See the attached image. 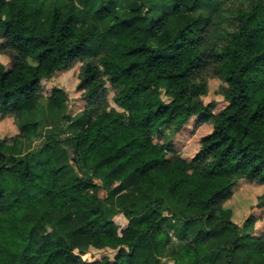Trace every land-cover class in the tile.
<instances>
[{
    "label": "trees",
    "instance_id": "trees-1",
    "mask_svg": "<svg viewBox=\"0 0 264 264\" xmlns=\"http://www.w3.org/2000/svg\"><path fill=\"white\" fill-rule=\"evenodd\" d=\"M125 1L0 0V123L18 130L0 138V264H164L168 229L171 264H264L258 219L225 206L241 180L264 186V0ZM77 63L84 109L51 88L65 126L19 158L42 83ZM190 121L210 130L185 157ZM90 248L115 254L86 262Z\"/></svg>",
    "mask_w": 264,
    "mask_h": 264
},
{
    "label": "rangeland",
    "instance_id": "rangeland-1",
    "mask_svg": "<svg viewBox=\"0 0 264 264\" xmlns=\"http://www.w3.org/2000/svg\"><path fill=\"white\" fill-rule=\"evenodd\" d=\"M146 1V0H145ZM162 0H148L146 1V8H157ZM143 2L141 1H125L120 3L117 8L119 11L130 10L133 8L141 7ZM146 10V9H145ZM148 10V9H147ZM150 15H155L150 13ZM1 43V39H0ZM2 61H4L2 59ZM80 64L77 63L69 72L56 74L52 80L43 82L41 85V92L44 94L37 103L35 110L27 118L28 121L37 122L39 124V131L37 137L30 141H21L19 144L18 157H23L28 152H33L39 149L41 143L48 137L58 136V128L64 127V124L60 122L61 111L51 109L50 102L45 98V94L49 93L53 87L63 89L66 91L67 97V110L70 115H74L82 111L86 105L83 101L81 94L77 92L76 77L79 71ZM219 86V85H218ZM218 86L212 82L210 85V95L206 103L210 101L217 102V106L214 112H217L222 107V97L217 94ZM161 98L163 101L168 100V96L165 95L164 87H160ZM112 93H108L107 101L110 106L117 108L112 100ZM194 122L190 121L189 129L186 132V136L181 138L176 144V148L183 151L185 157H191L197 149L196 137L206 133L210 130L209 125H202L194 131ZM82 123V120L78 121ZM66 124V123H65ZM18 130L11 117H6L0 123V138H9L17 134ZM68 153L71 150L66 149ZM97 195L100 198L105 197L102 190H98ZM232 211V220L238 225H241L244 220L249 216L253 215L258 219L255 225V234H264V186L254 185L245 180H241L233 189V195L231 199L225 205ZM128 220L122 215H117L113 218L111 228L114 233L120 234V232L126 227ZM171 241L167 248L166 253L160 255L161 262L164 264H171L169 260L168 252L172 249L179 248L183 241L178 239L174 234L173 230L168 229ZM115 252L110 250H95L90 248L87 252L81 255L82 260L86 262L99 261L103 258L113 259Z\"/></svg>",
    "mask_w": 264,
    "mask_h": 264
}]
</instances>
